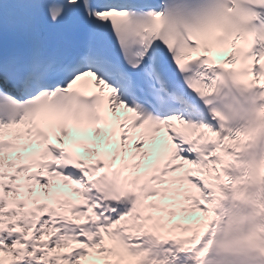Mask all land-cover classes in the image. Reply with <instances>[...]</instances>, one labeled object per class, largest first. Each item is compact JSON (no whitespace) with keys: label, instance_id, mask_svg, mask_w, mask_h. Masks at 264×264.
Instances as JSON below:
<instances>
[{"label":"snow or ice","instance_id":"snow-or-ice-1","mask_svg":"<svg viewBox=\"0 0 264 264\" xmlns=\"http://www.w3.org/2000/svg\"><path fill=\"white\" fill-rule=\"evenodd\" d=\"M0 264H264V0H0Z\"/></svg>","mask_w":264,"mask_h":264}]
</instances>
